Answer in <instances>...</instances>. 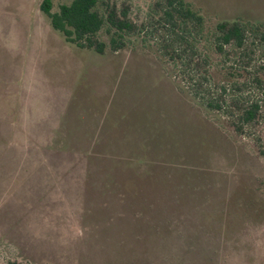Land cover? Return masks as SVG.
I'll use <instances>...</instances> for the list:
<instances>
[{
    "label": "rangeland",
    "instance_id": "obj_1",
    "mask_svg": "<svg viewBox=\"0 0 264 264\" xmlns=\"http://www.w3.org/2000/svg\"><path fill=\"white\" fill-rule=\"evenodd\" d=\"M41 1L0 0V264H264V144L175 85L163 0H99L136 25L102 55ZM191 1L264 20V0Z\"/></svg>",
    "mask_w": 264,
    "mask_h": 264
},
{
    "label": "trees",
    "instance_id": "obj_2",
    "mask_svg": "<svg viewBox=\"0 0 264 264\" xmlns=\"http://www.w3.org/2000/svg\"><path fill=\"white\" fill-rule=\"evenodd\" d=\"M98 6L99 0H70L53 10L51 0H42L40 10L66 42L102 55L106 43L97 39L100 31L106 30L110 49L117 50L136 25L126 9L118 14L114 8H107L102 13ZM201 7L191 0L159 3V23L168 29L177 46L173 52H178L162 51L163 61L174 73L188 68L184 77L187 84L181 78L175 85L227 127L230 138L249 135L264 144V20L252 16L245 19L240 12L246 11L238 7L230 15L222 10L210 13ZM187 45L191 54L180 55ZM63 146L72 148V142L66 139ZM258 153L264 156V148L258 147ZM119 166L114 162V167ZM3 264L20 263L8 260Z\"/></svg>",
    "mask_w": 264,
    "mask_h": 264
}]
</instances>
